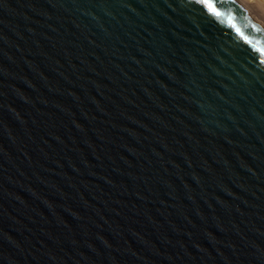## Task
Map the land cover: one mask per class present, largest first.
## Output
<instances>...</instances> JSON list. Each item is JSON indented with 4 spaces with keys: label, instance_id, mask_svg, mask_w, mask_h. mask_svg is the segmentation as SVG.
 Masks as SVG:
<instances>
[{
    "label": "water",
    "instance_id": "1",
    "mask_svg": "<svg viewBox=\"0 0 264 264\" xmlns=\"http://www.w3.org/2000/svg\"><path fill=\"white\" fill-rule=\"evenodd\" d=\"M213 3L0 0V264H264V26Z\"/></svg>",
    "mask_w": 264,
    "mask_h": 264
},
{
    "label": "bare ground",
    "instance_id": "2",
    "mask_svg": "<svg viewBox=\"0 0 264 264\" xmlns=\"http://www.w3.org/2000/svg\"><path fill=\"white\" fill-rule=\"evenodd\" d=\"M264 26V0H236Z\"/></svg>",
    "mask_w": 264,
    "mask_h": 264
},
{
    "label": "snow or ice",
    "instance_id": "3",
    "mask_svg": "<svg viewBox=\"0 0 264 264\" xmlns=\"http://www.w3.org/2000/svg\"><path fill=\"white\" fill-rule=\"evenodd\" d=\"M197 3L207 6L209 11L213 14V15H217L220 16L222 15V13L216 8L214 7V3L213 0H196ZM253 29L255 31H260V29H258L255 25H252ZM237 31H239V29H237ZM245 40H248V37H245ZM260 43L264 44V41H261ZM257 51L261 54L264 55V47H260L257 48ZM262 63H264V61H262Z\"/></svg>",
    "mask_w": 264,
    "mask_h": 264
}]
</instances>
